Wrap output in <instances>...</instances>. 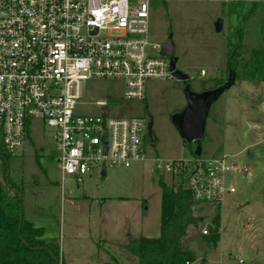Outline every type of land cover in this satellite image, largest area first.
<instances>
[{"label":"rangeland","instance_id":"374dc122","mask_svg":"<svg viewBox=\"0 0 264 264\" xmlns=\"http://www.w3.org/2000/svg\"><path fill=\"white\" fill-rule=\"evenodd\" d=\"M149 20L150 50L171 37L176 68L190 79L150 80L143 101L126 99L121 80H87L76 109L78 115H100L96 102L107 99L112 117H140L147 126L152 121L156 142H147L148 161L110 168L107 176L78 185L63 179L55 131L39 121L19 155L0 158V181L7 178L20 189L25 219L42 227L43 238L59 246L62 264H138L121 247L140 236H159L158 181L162 178L169 187L181 181L157 173L153 160L194 156V144H187L172 123L173 115L187 104L185 89L199 94L218 87L228 79L229 56L243 64L252 50L264 48V0L158 1L150 6ZM218 23L221 32L216 31ZM201 141L202 157L227 155L249 172L227 175L236 193L221 207L194 206L201 222L189 228L184 245L206 264H238L240 258L247 264H264V79L237 77L212 105ZM215 218L220 219L216 243L209 240ZM206 228L208 236L202 234Z\"/></svg>","mask_w":264,"mask_h":264},{"label":"built area","instance_id":"2783aa9c","mask_svg":"<svg viewBox=\"0 0 264 264\" xmlns=\"http://www.w3.org/2000/svg\"><path fill=\"white\" fill-rule=\"evenodd\" d=\"M158 1L177 0H0V137L10 155L22 152L39 121L55 131L63 179L78 185L105 177L103 168L107 176L149 160L143 118L110 116L107 99L96 102L100 115L76 109L87 80H121L126 99L143 101L147 82L174 78L163 44L150 50V6ZM153 161L157 173L185 181L195 206L221 207L236 193L227 175L249 172L227 155Z\"/></svg>","mask_w":264,"mask_h":264},{"label":"trees","instance_id":"16d2710c","mask_svg":"<svg viewBox=\"0 0 264 264\" xmlns=\"http://www.w3.org/2000/svg\"><path fill=\"white\" fill-rule=\"evenodd\" d=\"M227 66L243 80L264 79V48L252 50L243 64L229 56ZM192 153L195 155V150ZM10 157L13 156L6 151L0 137V158ZM158 183L162 189L159 236L131 239L121 249L134 256L138 264H206L205 258L198 261L194 252L184 245L189 228L201 222L194 215L195 203L185 181L181 179L177 187H169L162 178ZM213 223L215 228L209 240L216 243L220 238V219L215 218ZM43 235L42 227L25 219L20 189L7 178L0 181V264H62L59 246L46 241Z\"/></svg>","mask_w":264,"mask_h":264},{"label":"water","instance_id":"95a60500","mask_svg":"<svg viewBox=\"0 0 264 264\" xmlns=\"http://www.w3.org/2000/svg\"><path fill=\"white\" fill-rule=\"evenodd\" d=\"M217 32L222 31V24L218 23L216 27ZM175 45L171 37L162 45V55L169 57L170 70L173 77L178 81L187 82L190 77L176 68L177 58L174 57ZM237 73L234 69H228V79L225 83L218 87L203 91L199 94L194 93L187 86L185 89V97L187 106L185 109L173 115L172 123L185 140L190 144H196L195 155L202 156V138L205 135V125L210 113L212 105L220 98V96L229 90L235 83ZM153 122L149 123V139L151 143H155L153 133ZM250 157H254L253 153H249ZM103 175L106 176V170L103 168Z\"/></svg>","mask_w":264,"mask_h":264},{"label":"flooded vegetation","instance_id":"af4514ba","mask_svg":"<svg viewBox=\"0 0 264 264\" xmlns=\"http://www.w3.org/2000/svg\"><path fill=\"white\" fill-rule=\"evenodd\" d=\"M186 106H187V104H186ZM185 106V107H186ZM185 107L180 111V112H182L184 109H185ZM180 112H178V113H180ZM153 128V127H152ZM147 130H148V140L150 141V139H149V125L147 126Z\"/></svg>","mask_w":264,"mask_h":264},{"label":"crops","instance_id":"0c3cea01","mask_svg":"<svg viewBox=\"0 0 264 264\" xmlns=\"http://www.w3.org/2000/svg\"><path fill=\"white\" fill-rule=\"evenodd\" d=\"M194 144V143H193ZM254 155V154H253ZM210 158V157H207ZM192 251V250H191ZM193 252V251H192ZM195 254V253H194ZM196 255V254H195ZM197 257V256H196ZM201 258H198L197 260L199 261ZM193 264H197V262L193 263Z\"/></svg>","mask_w":264,"mask_h":264}]
</instances>
